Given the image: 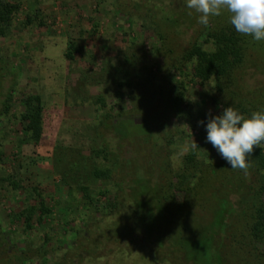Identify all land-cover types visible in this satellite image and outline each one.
I'll return each mask as SVG.
<instances>
[{
	"label": "rangeland",
	"instance_id": "rangeland-1",
	"mask_svg": "<svg viewBox=\"0 0 264 264\" xmlns=\"http://www.w3.org/2000/svg\"><path fill=\"white\" fill-rule=\"evenodd\" d=\"M8 1L18 8L0 35V100L9 95L8 109L0 115V178L14 175L23 190H12L0 180V264H167L142 245L141 231L129 230L133 222L115 212L101 214L107 210L104 203L113 193V181L90 175L93 165L110 163L96 159L92 149L101 142L100 118L117 110L133 118L144 115L169 138L165 156L147 161L161 170L156 181L160 194L168 181H175L184 154L194 150L196 159L205 163L218 160L206 142V128L198 124L204 114L210 111L215 116L219 111L221 98L213 89V79L198 82L190 73V63L174 70L166 56L169 50L171 56L179 55L190 37L197 36L199 29L207 30L198 23L199 14L187 8L186 0H118L121 10L113 6L114 0ZM134 3L140 4L139 10L132 8ZM169 9L191 23L184 21L175 28L160 25L158 19ZM228 15L210 17L207 27L230 24ZM202 36L197 39L200 43ZM70 40L80 49L73 60L63 56ZM249 42L247 84L256 87L264 84V41ZM26 95H38L42 102V133L34 143L23 136L18 122ZM167 95H180L189 115L170 116ZM98 96L104 108L95 103ZM192 139L199 149L191 147ZM209 183L204 182L192 200V219L185 215L184 236L208 219L199 204L206 199ZM33 187L48 211L34 215L26 229L16 216L35 202ZM173 195L174 201H186L180 191ZM173 210L179 211L170 208L169 212ZM231 223L235 235L231 244L238 257L246 264H264V242L253 250L240 236L242 221L234 218ZM98 226L101 231L95 232ZM237 241L244 244L237 248Z\"/></svg>",
	"mask_w": 264,
	"mask_h": 264
},
{
	"label": "trees",
	"instance_id": "trees-1",
	"mask_svg": "<svg viewBox=\"0 0 264 264\" xmlns=\"http://www.w3.org/2000/svg\"><path fill=\"white\" fill-rule=\"evenodd\" d=\"M114 1L113 6L121 10L119 7L122 5L118 0ZM17 8L15 2L0 0V35L8 29ZM132 8L137 11L140 4L134 3ZM159 12H164L161 7ZM147 13L144 12L149 15ZM171 14H174V17ZM176 14L178 13L169 9L168 14L159 18L158 22L166 28H175L184 21L191 23V19H181ZM30 21L29 16H26L25 22ZM206 29L204 33L199 29L197 36L190 37L186 46L181 47L179 55L171 56L172 52H167L171 66L174 70H180L184 64L190 63V73L198 82L213 79V89L221 98L217 115L222 114L223 109L228 106L249 118L252 112L264 111V84L256 87L247 84L251 66L249 61H246V51L251 37L238 34L231 24ZM201 36L203 39L200 43L197 39ZM159 38H164V35L159 34ZM203 45H207L209 49L203 48ZM78 51L80 49L76 42L70 40L63 56L67 60H73L74 53ZM115 97L120 99L118 92ZM165 99L166 111L170 116L185 118L189 115L187 103L182 101L180 95H167ZM8 101L9 95L0 100V115L7 111ZM95 103L100 108L105 107V102L100 96L96 98ZM21 105L23 110L18 116V122L22 134L27 140L37 142L42 133L41 99L38 95H26L21 100ZM130 115L113 110L104 113L98 123L101 128L98 131L101 142L98 147L92 149V153L96 159L110 163L107 167L93 165L90 175L104 182L113 181V193L104 203L107 210L101 214L106 216L115 212L118 213L116 216L133 222L129 230L137 231L138 234L141 231L139 241L142 245H147L152 255L167 264H246L238 257L237 249L231 244H235L231 222L234 218L242 221L243 232H240V236L253 250L255 244L264 242L263 146L256 148L249 157L251 167L248 174L231 169L210 143V149L218 155V160L213 164L196 159L194 150L188 152L182 157V165L175 174V181H168L165 192L160 194L156 181L161 170L147 161L153 156H165L163 153L170 140L162 134L158 125L151 124L144 115H138V118ZM207 119V114L201 118L204 128ZM2 157L3 150L0 149V161ZM0 180L2 183L5 181L12 190H23L12 174L7 173ZM208 181L210 183L204 195L206 199L199 204L208 219L195 225L190 231L191 235L184 236L188 231L185 221L191 213L189 210L192 200L199 195L201 188L205 187L204 182ZM31 190L35 202L16 216L17 220L24 222L26 229L31 227L34 215L41 216L48 211L38 189L33 187ZM176 190L183 193L186 201L173 200V191ZM111 206L113 208L110 209ZM170 208H177L179 211L169 212ZM189 218L192 219L191 214ZM105 225L103 224L102 229L106 228ZM178 228L179 233L175 232L174 235V229ZM93 230L94 228L91 229ZM96 231H101L100 226ZM83 238L87 240L86 236ZM237 244V248H240L244 242L237 241ZM132 261L137 262V259Z\"/></svg>",
	"mask_w": 264,
	"mask_h": 264
},
{
	"label": "clouds",
	"instance_id": "clouds-1",
	"mask_svg": "<svg viewBox=\"0 0 264 264\" xmlns=\"http://www.w3.org/2000/svg\"><path fill=\"white\" fill-rule=\"evenodd\" d=\"M186 6L199 14L198 23L205 27L210 17L227 12L229 23L238 34L257 42L264 41V0H186ZM207 116L206 142L231 169L248 174L249 157L256 148L264 145V111L252 112L249 118L228 106L220 115L213 116L209 111ZM198 124H204V121H198ZM191 147L199 149L193 139Z\"/></svg>",
	"mask_w": 264,
	"mask_h": 264
}]
</instances>
